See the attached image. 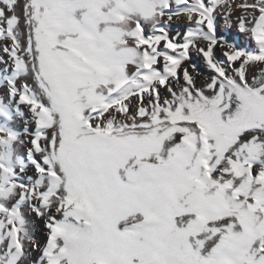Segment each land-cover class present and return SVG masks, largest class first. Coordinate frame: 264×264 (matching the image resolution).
Wrapping results in <instances>:
<instances>
[{
  "label": "snow or ice",
  "instance_id": "6c2138e0",
  "mask_svg": "<svg viewBox=\"0 0 264 264\" xmlns=\"http://www.w3.org/2000/svg\"><path fill=\"white\" fill-rule=\"evenodd\" d=\"M0 264H264V0H0Z\"/></svg>",
  "mask_w": 264,
  "mask_h": 264
},
{
  "label": "bare ground",
  "instance_id": "6f19581e",
  "mask_svg": "<svg viewBox=\"0 0 264 264\" xmlns=\"http://www.w3.org/2000/svg\"><path fill=\"white\" fill-rule=\"evenodd\" d=\"M239 39H240V42H241L242 44H245V43H246V41L244 40L243 37H240Z\"/></svg>",
  "mask_w": 264,
  "mask_h": 264
}]
</instances>
